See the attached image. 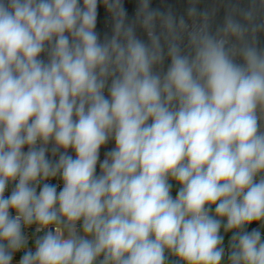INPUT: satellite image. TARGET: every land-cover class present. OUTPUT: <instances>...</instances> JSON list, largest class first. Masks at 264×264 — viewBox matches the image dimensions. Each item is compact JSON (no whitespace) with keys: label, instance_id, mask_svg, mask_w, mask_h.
Returning <instances> with one entry per match:
<instances>
[{"label":"clouds","instance_id":"9594fccd","mask_svg":"<svg viewBox=\"0 0 264 264\" xmlns=\"http://www.w3.org/2000/svg\"><path fill=\"white\" fill-rule=\"evenodd\" d=\"M151 2L0 0V264H264V0Z\"/></svg>","mask_w":264,"mask_h":264},{"label":"built area","instance_id":"2783aa9c","mask_svg":"<svg viewBox=\"0 0 264 264\" xmlns=\"http://www.w3.org/2000/svg\"><path fill=\"white\" fill-rule=\"evenodd\" d=\"M124 3V7L128 13V21H131L135 18V12H136V8L138 5V0H123ZM199 3H206L208 5V8H211L214 4H221V0H199ZM241 6L246 7L248 4V0H240ZM151 6L153 8H159L160 10H167L169 7H171V9L179 16V15H186V9L189 6V0H152L151 2ZM98 21H97V31L101 34V37H103V35L105 33H108L109 35L111 34V18L109 16V14L106 12V10L104 9L102 3L99 4L98 6ZM225 15V9L223 6L219 7V10L217 12V17H216V24H221L223 21V17ZM137 35L146 40V35L144 34V32L142 31V29H140L139 27H137ZM260 40V44L261 46H264V34H262L259 37ZM42 58L43 59H47L46 54H42ZM169 61H166L165 63V67L167 66V63ZM107 95V92L105 93ZM51 147V145L49 146ZM115 147V142L114 140H110L108 142L107 145L102 146V148L100 149V161H102L105 158V153L107 151H110L111 149H113ZM27 150V148H25V151ZM69 154L73 155V157L75 158V153L72 152L71 150H69ZM49 158H53L51 157V153L49 152ZM58 158V157H57ZM99 162L97 164V173L99 174ZM52 183H57V181L53 180L51 181ZM170 183L172 184V195L173 197H175L178 189H179V185L175 182V181H171ZM60 187H62V184L60 185ZM59 190V188H58ZM11 191V188L9 189L8 192H6V195H9ZM258 227V225L256 226ZM262 231H264V229H262ZM31 234V233H29ZM22 255V253H18L15 257V259L18 261L20 256Z\"/></svg>","mask_w":264,"mask_h":264},{"label":"rangeland","instance_id":"374dc122","mask_svg":"<svg viewBox=\"0 0 264 264\" xmlns=\"http://www.w3.org/2000/svg\"><path fill=\"white\" fill-rule=\"evenodd\" d=\"M198 7L203 10V9H207L208 5L206 3H199Z\"/></svg>","mask_w":264,"mask_h":264},{"label":"trees","instance_id":"16d2710c","mask_svg":"<svg viewBox=\"0 0 264 264\" xmlns=\"http://www.w3.org/2000/svg\"><path fill=\"white\" fill-rule=\"evenodd\" d=\"M257 225H258L257 223H253L252 225L249 226L248 230L250 231L251 228L256 227ZM227 238L228 237L226 236L225 239L227 240Z\"/></svg>","mask_w":264,"mask_h":264},{"label":"water","instance_id":"95a60500","mask_svg":"<svg viewBox=\"0 0 264 264\" xmlns=\"http://www.w3.org/2000/svg\"><path fill=\"white\" fill-rule=\"evenodd\" d=\"M226 249H227V245H226Z\"/></svg>","mask_w":264,"mask_h":264}]
</instances>
